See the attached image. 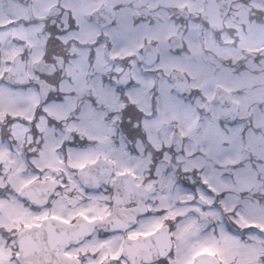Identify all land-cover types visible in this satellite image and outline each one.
Segmentation results:
<instances>
[{
	"label": "snow or ice",
	"instance_id": "1",
	"mask_svg": "<svg viewBox=\"0 0 264 264\" xmlns=\"http://www.w3.org/2000/svg\"><path fill=\"white\" fill-rule=\"evenodd\" d=\"M0 264H264V0H0Z\"/></svg>",
	"mask_w": 264,
	"mask_h": 264
}]
</instances>
